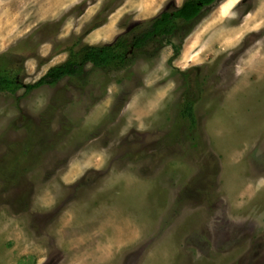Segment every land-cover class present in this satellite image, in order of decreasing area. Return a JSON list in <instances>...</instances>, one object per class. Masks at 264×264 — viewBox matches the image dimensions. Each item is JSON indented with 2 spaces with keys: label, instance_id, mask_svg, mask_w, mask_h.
Listing matches in <instances>:
<instances>
[{
  "label": "rangeland",
  "instance_id": "374dc122",
  "mask_svg": "<svg viewBox=\"0 0 264 264\" xmlns=\"http://www.w3.org/2000/svg\"><path fill=\"white\" fill-rule=\"evenodd\" d=\"M182 1L0 0V72L33 84L99 13L84 43ZM185 31L171 64L164 46L118 76L0 93V264H264V0H217Z\"/></svg>",
  "mask_w": 264,
  "mask_h": 264
},
{
  "label": "trees",
  "instance_id": "16d2710c",
  "mask_svg": "<svg viewBox=\"0 0 264 264\" xmlns=\"http://www.w3.org/2000/svg\"><path fill=\"white\" fill-rule=\"evenodd\" d=\"M216 2L217 0H183L179 7H167L150 20L127 27L123 34L116 37L111 43L101 45L84 43V36L106 22L105 20H99L101 14L99 13L83 33L67 41L66 47L61 50V52L67 54L65 61L49 68L35 83L23 85L13 71L4 70L0 72V93L14 95L20 89H23L24 93H28L45 86H55L64 78L77 79L83 75L84 68L87 65L104 70L113 76H118L127 70L136 59H148L152 55L155 56V53L164 46L171 48L172 56L168 60V63L171 64L178 57L181 43L187 34L185 27L192 23L204 9L212 7ZM107 8L109 9L110 6ZM105 9L106 7L103 10ZM177 37L180 41L174 43L173 40ZM58 47L57 45L54 49L57 50ZM13 50L17 53L21 52L15 55L20 57L25 52L32 51L33 47L29 44V41H24ZM196 70L199 69L192 68L186 72H178L184 79L179 117L188 123L190 129L196 126L194 115L196 94L193 91L199 89L201 93L204 88L203 85H200L202 82L199 83V80L191 78L192 72ZM199 86L201 87L199 88ZM32 139L31 136V141ZM31 141L25 143L22 151L20 154L17 152V155H28L27 150ZM13 170L15 171V169Z\"/></svg>",
  "mask_w": 264,
  "mask_h": 264
},
{
  "label": "crops",
  "instance_id": "0c3cea01",
  "mask_svg": "<svg viewBox=\"0 0 264 264\" xmlns=\"http://www.w3.org/2000/svg\"><path fill=\"white\" fill-rule=\"evenodd\" d=\"M264 120V119H262V118H256L255 119V121H252V126H254V124H255V127H257V129L259 130V127H260V122H262V121ZM264 130V129H263ZM240 134H247V132L245 131L244 133H240ZM104 259V261H106V259H108V258H100V260H95L96 262H98V261H102ZM109 259H111V258H109ZM79 263H80V260H79Z\"/></svg>",
  "mask_w": 264,
  "mask_h": 264
},
{
  "label": "bare ground",
  "instance_id": "6f19581e",
  "mask_svg": "<svg viewBox=\"0 0 264 264\" xmlns=\"http://www.w3.org/2000/svg\"><path fill=\"white\" fill-rule=\"evenodd\" d=\"M153 1H154V0H153ZM156 2H157V1H156ZM153 4H154V2H153ZM108 38H109V37H108ZM108 38H107V39H108Z\"/></svg>",
  "mask_w": 264,
  "mask_h": 264
},
{
  "label": "flooded vegetation",
  "instance_id": "af4514ba",
  "mask_svg": "<svg viewBox=\"0 0 264 264\" xmlns=\"http://www.w3.org/2000/svg\"><path fill=\"white\" fill-rule=\"evenodd\" d=\"M19 80V79H18Z\"/></svg>",
  "mask_w": 264,
  "mask_h": 264
}]
</instances>
